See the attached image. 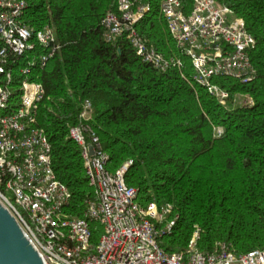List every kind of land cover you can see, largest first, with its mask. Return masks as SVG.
Masks as SVG:
<instances>
[{
    "label": "trees",
    "instance_id": "16d2710c",
    "mask_svg": "<svg viewBox=\"0 0 264 264\" xmlns=\"http://www.w3.org/2000/svg\"><path fill=\"white\" fill-rule=\"evenodd\" d=\"M26 1L24 23L36 31L51 28L61 45L32 79L45 88L37 126L52 145L58 179L72 193L66 212L83 217L96 201L81 147L69 135L85 123L109 154L111 172L131 162L125 180L142 205L173 206L175 225L158 238L167 252L185 251L197 228L203 251L220 243L237 255L264 248V0H217L242 17L256 39L252 80L214 78L230 94L224 102L194 79L192 60L161 11L163 0L132 1L149 7L136 25L146 44L181 61L166 70L144 62L126 35L105 39L104 18L118 13L119 0ZM182 2L192 7L193 0ZM43 51L37 45L26 55ZM239 94L251 101L238 103ZM90 228L95 246L104 228L98 221Z\"/></svg>",
    "mask_w": 264,
    "mask_h": 264
},
{
    "label": "built area",
    "instance_id": "2783aa9c",
    "mask_svg": "<svg viewBox=\"0 0 264 264\" xmlns=\"http://www.w3.org/2000/svg\"><path fill=\"white\" fill-rule=\"evenodd\" d=\"M27 5L26 0H0V201L44 264H264V248L237 255L220 243L215 250H201L199 228L185 251L167 252L158 238L175 225L176 218H169L173 206L142 205L137 189L125 180L131 162L111 172L109 154L85 123L73 126L69 135L81 147L96 201L89 203L83 217L66 212L72 193L58 179L52 145L46 131L37 126L45 88L32 79L36 66H46L61 45L51 28L36 31L24 23ZM148 9L132 0H119L118 13L109 12L104 18L105 39L115 41L126 35L137 55L158 69L180 65V60L167 59L139 35L136 25ZM161 11L171 35L192 60L194 79L222 102L230 94L214 82L215 77L230 76L244 83L254 78L250 52L256 39L229 6L217 0H193L189 9L182 0H163ZM37 45L44 48L42 53L26 55ZM90 108L87 101L83 118H88ZM222 132V127L216 129L218 135ZM92 221L104 228L95 246Z\"/></svg>",
    "mask_w": 264,
    "mask_h": 264
},
{
    "label": "water",
    "instance_id": "95a60500",
    "mask_svg": "<svg viewBox=\"0 0 264 264\" xmlns=\"http://www.w3.org/2000/svg\"><path fill=\"white\" fill-rule=\"evenodd\" d=\"M0 264H44L11 211L0 201Z\"/></svg>",
    "mask_w": 264,
    "mask_h": 264
},
{
    "label": "rangeland",
    "instance_id": "374dc122",
    "mask_svg": "<svg viewBox=\"0 0 264 264\" xmlns=\"http://www.w3.org/2000/svg\"><path fill=\"white\" fill-rule=\"evenodd\" d=\"M236 101L238 103H243L244 104V102L246 103V101L250 102L251 101V98L249 96H247V95L239 94L236 97Z\"/></svg>",
    "mask_w": 264,
    "mask_h": 264
}]
</instances>
